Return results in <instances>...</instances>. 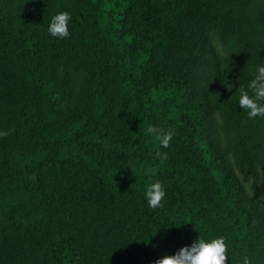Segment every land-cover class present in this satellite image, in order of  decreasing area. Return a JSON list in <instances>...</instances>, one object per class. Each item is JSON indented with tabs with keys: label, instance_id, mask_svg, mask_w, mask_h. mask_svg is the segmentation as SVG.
I'll return each mask as SVG.
<instances>
[{
	"label": "trees",
	"instance_id": "trees-1",
	"mask_svg": "<svg viewBox=\"0 0 264 264\" xmlns=\"http://www.w3.org/2000/svg\"><path fill=\"white\" fill-rule=\"evenodd\" d=\"M261 65L264 0H0V264H154L199 235L264 264V116L238 103Z\"/></svg>",
	"mask_w": 264,
	"mask_h": 264
},
{
	"label": "clouds",
	"instance_id": "clouds-1",
	"mask_svg": "<svg viewBox=\"0 0 264 264\" xmlns=\"http://www.w3.org/2000/svg\"><path fill=\"white\" fill-rule=\"evenodd\" d=\"M71 19L72 16L67 11H60L54 14L48 24V34L53 38L61 40L69 38L70 31L68 24ZM238 96L239 106L247 111L249 118L264 116V65L257 67L247 87L241 86L238 89ZM13 131L14 129L0 131V138L7 137ZM146 132L159 142L160 148L170 147L174 137L172 130L156 125H149ZM154 159H159L163 162L168 159V154L167 152L157 150L154 154ZM156 172V168H148L145 171V175L155 176ZM29 179L35 181L36 173H33ZM165 195L164 186L159 180L146 185L145 199L150 208L156 209L161 207V202ZM228 258V245L223 236L205 240L199 235L191 246L182 247L173 255L165 254L157 258L154 264H226ZM237 264H252V260L249 256L244 255Z\"/></svg>",
	"mask_w": 264,
	"mask_h": 264
},
{
	"label": "rangeland",
	"instance_id": "rangeland-1",
	"mask_svg": "<svg viewBox=\"0 0 264 264\" xmlns=\"http://www.w3.org/2000/svg\"><path fill=\"white\" fill-rule=\"evenodd\" d=\"M218 47L223 53V46L222 44H218ZM219 122V118H215V123ZM235 190L238 195L242 197H249L250 199H255L252 191H251V177L247 174H242L237 172V184L235 185Z\"/></svg>",
	"mask_w": 264,
	"mask_h": 264
}]
</instances>
